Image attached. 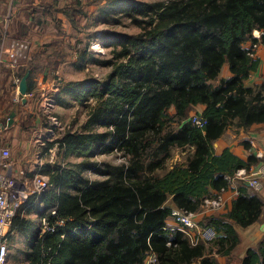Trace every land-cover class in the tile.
<instances>
[{
    "label": "trees",
    "instance_id": "16d2710c",
    "mask_svg": "<svg viewBox=\"0 0 264 264\" xmlns=\"http://www.w3.org/2000/svg\"><path fill=\"white\" fill-rule=\"evenodd\" d=\"M109 12L130 18L142 31L112 37L108 44L119 49L106 62L112 66L106 80L70 81L62 89L82 105L96 100L86 129L68 131L58 141L67 154L86 159L44 165L49 189L21 206H34L37 225L17 213L10 235L29 236L28 264H144L151 251L157 264H221L207 254L205 243L193 246L181 231L167 228V201L171 196L176 206L197 211L206 196L229 187L225 176L257 162L252 153L243 158L229 147L216 154L214 141L233 120L244 128L264 122L263 89L245 85L261 62L248 54L247 43L255 28L264 31V0H116ZM226 63L231 75L220 77ZM60 104L69 103L60 98ZM197 105L204 106L203 128L187 119ZM171 108L181 122L161 137L164 156L149 164L150 171L174 146L194 151L163 176L142 177L138 160L147 137L163 133ZM243 145L250 148L248 140ZM116 150L130 156L131 165L91 160ZM87 170L105 178L89 179L83 175ZM239 190L226 212L207 219L218 231L217 252L224 256L240 244L235 224L248 227L264 212L257 193ZM241 264H264V238L246 250Z\"/></svg>",
    "mask_w": 264,
    "mask_h": 264
},
{
    "label": "rangeland",
    "instance_id": "374dc122",
    "mask_svg": "<svg viewBox=\"0 0 264 264\" xmlns=\"http://www.w3.org/2000/svg\"><path fill=\"white\" fill-rule=\"evenodd\" d=\"M115 1L116 0H63V4L59 7L60 9L68 8L70 11H73L72 13L78 12L80 14L76 16L73 14V16H75V21L72 22L73 29L65 31L64 39L62 43H60V46L57 47L56 50L55 47L51 48L52 57L55 59L54 65H56V67L52 68L55 72L54 75L51 76H49L48 73L44 75L41 82H47L52 78L54 85L51 86L50 89L46 88L43 94L38 88L39 85L35 83L36 85L34 88L36 94L34 97L29 98L37 104L35 108L38 107L41 121L37 133V147L41 151L42 157H35L31 162V164H34L33 171L35 172H41L42 167L47 163L66 166L79 163L86 159L75 154H67L65 148H62L58 141L68 131L81 132L86 129L89 111L96 104V100L90 99L88 104L82 105L73 100L67 93L62 92V89L64 85L70 81L93 78L100 81L106 80L109 73L112 71V66L106 65V62L108 60H115V48L119 49L114 45L108 44L112 40V37L120 33L136 34L142 31V29L134 24L130 18L120 13L109 12L112 3ZM143 1L154 2L158 0ZM258 55L261 60V66L256 78H254V80L256 79L257 81L254 83V87L263 89L264 91V47L259 51ZM50 63H52V61ZM222 75L223 73L221 76ZM60 98L66 99L69 104L61 105ZM196 111L197 110L192 107L187 114V119L189 120ZM165 121V127L161 135L150 133L147 137L145 149H143L138 160L143 165V170L140 171L142 177L163 176L177 164L187 162L191 154L190 146L183 148L174 146L171 148V155L166 161L154 171H150L149 164L158 161L164 156V152L159 148L161 137L166 132L177 130L181 122L179 118L175 117L174 108L169 110V116ZM241 129L242 127L239 126L238 120H233L225 132L224 139L228 143L233 142L231 145L236 151L238 150L237 146L243 145L245 141L242 139ZM97 130L103 131L104 128H98ZM237 152L241 153V150ZM91 160L97 161L100 164L110 163L112 165H131L133 161L130 156L119 150L98 154L92 157ZM29 167L30 166L24 165V173H12L21 181L24 179L30 180L33 176L30 173H33V171L29 172ZM83 175L92 180H102L105 178L92 170L84 171ZM168 200H171V196H169ZM35 203L33 205H35ZM18 213L17 215L37 225L38 214L34 206H23L19 209ZM216 214L221 215L222 213H214L211 215ZM208 215L201 216V220L205 219V217H210ZM258 222V226L264 224V214ZM260 238H264V233H262ZM249 239L250 237L244 238L242 243L245 242L247 246L251 243L247 242ZM8 241L10 252L7 264H28L26 251L28 249L29 236L13 232L9 235ZM205 245L207 254L216 259L219 263L241 264L244 248L238 250L240 244L228 256L221 255L217 252V240L205 243Z\"/></svg>",
    "mask_w": 264,
    "mask_h": 264
},
{
    "label": "crops",
    "instance_id": "0c3cea01",
    "mask_svg": "<svg viewBox=\"0 0 264 264\" xmlns=\"http://www.w3.org/2000/svg\"><path fill=\"white\" fill-rule=\"evenodd\" d=\"M62 4L63 0H0V52L4 41L24 39L31 43L32 69L34 68V72L30 77V83L33 88L38 83L43 90L50 89L54 85L52 78L47 82H41L44 75L48 73L51 76L55 72L53 68L56 65H54L55 59L52 57L51 48L55 47L56 50L60 46L65 31L73 29L72 22L75 21V16L80 14L78 12L72 13L73 11H63L65 8H59ZM51 61L52 63H50ZM259 68L251 78L245 81L246 86L254 87V83L257 82L254 78L258 74ZM222 73L223 75L220 77L227 78L231 75L228 63L224 65ZM21 74L22 72L15 73L7 65L0 63V127L3 128L0 131V143L3 147L10 149L12 172L17 174L18 172L24 173V165L30 166L28 170L32 172L34 164L31 162L35 157H42L41 151L37 147V133L41 125L38 107L35 108L37 104L30 99H27L26 102L13 100L17 86L15 78ZM23 76H21L20 82ZM194 108L197 110L196 112H203L204 106L197 105ZM11 117L12 124L9 125ZM241 134L242 139L253 138L257 140L260 147H264V122L253 124L247 128L242 127ZM224 138L225 133L214 141L216 154H220L226 147H229L243 158L248 156L249 151L244 145H238L237 149L241 150V153L237 152L238 150H234L231 145L233 142L228 143ZM34 172L30 174L33 175ZM257 194L264 200V190ZM167 205L176 206L172 197L170 201H167ZM167 223H171L170 218L167 219ZM258 223L257 221L248 227L235 224L241 238L240 244L246 237H250L247 242H251L244 248L241 263L246 250L249 247L257 246L262 239L260 236L253 237Z\"/></svg>",
    "mask_w": 264,
    "mask_h": 264
},
{
    "label": "built area",
    "instance_id": "2783aa9c",
    "mask_svg": "<svg viewBox=\"0 0 264 264\" xmlns=\"http://www.w3.org/2000/svg\"><path fill=\"white\" fill-rule=\"evenodd\" d=\"M263 34L262 29L255 28L252 32V39L247 43L248 54L253 58H257L259 51L264 47L262 43ZM253 38L257 41H254ZM31 49V43L24 39L4 41L0 52V63L7 65L15 73L25 70L26 74H30L33 72ZM254 73H251L250 78ZM20 78L21 76L15 78L17 84L13 96L15 102H21L24 98L29 99L36 94L35 88H33L23 95L19 89ZM38 85L39 90L44 94L41 85L39 83ZM189 120L193 125L200 128H203L207 123L201 112L193 113ZM2 129L0 127V131ZM248 141L250 142L249 154L255 155L257 162L248 168L238 169L234 175L225 176L229 181V187L206 196L197 211L178 206L171 207V214L168 217L171 219V223H167L169 230L181 231L183 238L187 239L193 246L213 242L218 238V231L215 226L208 223V218L205 217L201 220V216L226 212L238 196L240 187H246L254 193L264 190V147H260L257 140L253 138H249ZM190 147L193 153L194 146ZM49 187V177L40 172H35L30 180L21 181L16 178L12 173L11 151L0 143V264H7L8 262L10 252L8 239L14 217L19 209L30 197L41 196ZM52 212L55 213L56 211ZM62 222V220L59 221L61 224ZM43 223L46 224V218H43ZM167 245L174 248L178 244L169 241ZM158 261L157 253L151 251L147 254L144 264H157Z\"/></svg>",
    "mask_w": 264,
    "mask_h": 264
},
{
    "label": "water",
    "instance_id": "95a60500",
    "mask_svg": "<svg viewBox=\"0 0 264 264\" xmlns=\"http://www.w3.org/2000/svg\"><path fill=\"white\" fill-rule=\"evenodd\" d=\"M28 76H29V74L24 75L23 78H22V80H21V82H20V84H19L20 92L23 95H25L27 93V91H28V83H27ZM23 101L26 102L27 99L24 98ZM11 124H12V117L10 118V121H9V125H11Z\"/></svg>",
    "mask_w": 264,
    "mask_h": 264
},
{
    "label": "bare ground",
    "instance_id": "6f19581e",
    "mask_svg": "<svg viewBox=\"0 0 264 264\" xmlns=\"http://www.w3.org/2000/svg\"><path fill=\"white\" fill-rule=\"evenodd\" d=\"M263 232H264V224H263V225H259V226H257L255 232L253 233V237L261 236ZM245 247H246V243H245V242H244V243H241V244L239 245V247H238V250H239V249H243V248H245Z\"/></svg>",
    "mask_w": 264,
    "mask_h": 264
}]
</instances>
